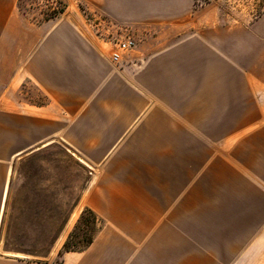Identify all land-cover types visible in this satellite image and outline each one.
I'll use <instances>...</instances> for the list:
<instances>
[{
	"label": "crops",
	"instance_id": "obj_1",
	"mask_svg": "<svg viewBox=\"0 0 264 264\" xmlns=\"http://www.w3.org/2000/svg\"><path fill=\"white\" fill-rule=\"evenodd\" d=\"M61 1L36 22L0 0V264L264 262V72L202 76L196 36L152 28L168 0H99L139 42L118 66L83 0ZM72 148L98 227L62 250L55 158Z\"/></svg>",
	"mask_w": 264,
	"mask_h": 264
},
{
	"label": "rangeland",
	"instance_id": "obj_2",
	"mask_svg": "<svg viewBox=\"0 0 264 264\" xmlns=\"http://www.w3.org/2000/svg\"><path fill=\"white\" fill-rule=\"evenodd\" d=\"M96 3H100L99 0L78 3L86 21V12L92 11L109 18L110 15ZM18 5L36 22L60 18L66 9L62 2L60 12L50 16L45 0H18ZM168 9L169 15L162 17L161 21L154 20L152 28L157 23L162 28L184 25L186 33L196 36V60L201 61L197 66H201L202 76L206 72L204 67L210 66L223 73L264 72V0H168ZM105 46L110 47L109 44ZM196 81L203 85L209 80L201 78ZM222 81L225 79L222 78ZM70 151L67 152L71 158L64 157L60 150L56 151L57 242L58 246L62 244V249H80L87 245L98 223L96 214L90 208L82 210L81 187L86 185V162L82 161L78 150L72 148ZM47 257L41 256V259ZM56 261L59 262V258ZM228 264L246 262H242L239 256ZM247 264L264 262L257 261V256H250Z\"/></svg>",
	"mask_w": 264,
	"mask_h": 264
},
{
	"label": "built area",
	"instance_id": "obj_3",
	"mask_svg": "<svg viewBox=\"0 0 264 264\" xmlns=\"http://www.w3.org/2000/svg\"><path fill=\"white\" fill-rule=\"evenodd\" d=\"M45 5L50 16H56L62 8V1L45 0ZM85 16L87 22L95 28L99 38L105 44L110 45V58L112 62L118 66H123L125 64L123 56L137 44L133 30L126 25L115 23L97 11L86 12Z\"/></svg>",
	"mask_w": 264,
	"mask_h": 264
},
{
	"label": "trees",
	"instance_id": "obj_4",
	"mask_svg": "<svg viewBox=\"0 0 264 264\" xmlns=\"http://www.w3.org/2000/svg\"><path fill=\"white\" fill-rule=\"evenodd\" d=\"M209 0H204V2H208ZM92 211V210H91ZM93 212V211H92ZM94 213V212H93ZM94 238V234L91 236V238L88 240V243L89 244ZM81 249V248H80ZM62 250H71V249H62Z\"/></svg>",
	"mask_w": 264,
	"mask_h": 264
}]
</instances>
